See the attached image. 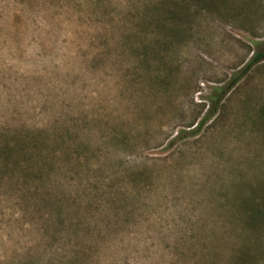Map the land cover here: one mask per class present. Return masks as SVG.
I'll return each instance as SVG.
<instances>
[{
    "label": "rangeland",
    "instance_id": "rangeland-1",
    "mask_svg": "<svg viewBox=\"0 0 264 264\" xmlns=\"http://www.w3.org/2000/svg\"><path fill=\"white\" fill-rule=\"evenodd\" d=\"M261 50L264 0H0V264H264Z\"/></svg>",
    "mask_w": 264,
    "mask_h": 264
},
{
    "label": "trees",
    "instance_id": "trees-1",
    "mask_svg": "<svg viewBox=\"0 0 264 264\" xmlns=\"http://www.w3.org/2000/svg\"><path fill=\"white\" fill-rule=\"evenodd\" d=\"M212 1L213 0H200V2H203L206 4L211 3ZM263 60H264V50H261L257 54L254 55V57L250 60L248 65L242 71L237 73V77L234 78V84H237L242 78H244V76L248 73L249 70H251L257 63ZM229 90H230L229 88H225V87L216 89V93L212 98L214 103L218 104L219 101L229 93ZM207 120L208 118H205L200 123V126H203Z\"/></svg>",
    "mask_w": 264,
    "mask_h": 264
}]
</instances>
